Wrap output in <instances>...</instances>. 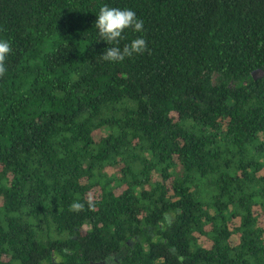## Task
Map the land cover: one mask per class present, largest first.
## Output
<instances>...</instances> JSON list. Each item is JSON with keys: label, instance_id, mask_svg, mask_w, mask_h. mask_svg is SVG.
<instances>
[{"label": "trees", "instance_id": "16d2710c", "mask_svg": "<svg viewBox=\"0 0 264 264\" xmlns=\"http://www.w3.org/2000/svg\"><path fill=\"white\" fill-rule=\"evenodd\" d=\"M103 5L148 50L102 60ZM0 40V264H264V0H0Z\"/></svg>", "mask_w": 264, "mask_h": 264}, {"label": "clouds", "instance_id": "9594fccd", "mask_svg": "<svg viewBox=\"0 0 264 264\" xmlns=\"http://www.w3.org/2000/svg\"><path fill=\"white\" fill-rule=\"evenodd\" d=\"M143 24V20L139 19L131 9L110 7L108 5L101 6L96 15L95 27L98 29L100 39L106 41L108 45H113L104 50L103 54L100 55L101 59L120 62L126 57L142 54L148 50L146 40L141 36L132 39L130 43H125L122 48L118 46L120 40L124 39L122 33L125 29L131 28L135 32H143ZM10 52H12L10 43L7 40H0V77L7 71L5 61ZM89 206L92 205L89 204ZM83 207V204L74 202L70 210L80 211ZM178 259L182 261L183 257Z\"/></svg>", "mask_w": 264, "mask_h": 264}]
</instances>
